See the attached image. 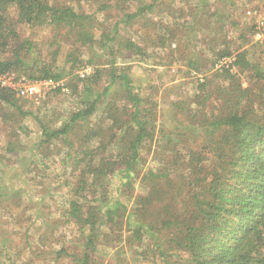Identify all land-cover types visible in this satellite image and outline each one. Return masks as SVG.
<instances>
[{"label":"trees","instance_id":"obj_1","mask_svg":"<svg viewBox=\"0 0 264 264\" xmlns=\"http://www.w3.org/2000/svg\"><path fill=\"white\" fill-rule=\"evenodd\" d=\"M167 2L0 0V75L65 80L54 68L65 43L68 51L64 62L70 69L93 68L91 74L84 78L78 75L75 84L69 83L73 95L79 97L76 112L59 129L42 125L41 137L23 158H32L24 176L40 186L43 168L58 157L55 163L68 177L59 188L63 200L57 202L60 205L57 228L62 230L60 235L65 234V228L77 233V248L83 251L80 259L74 255L78 264H94L102 247L125 243L136 248L145 239L153 240L160 251L171 248L183 251L187 255L185 264H264V73L252 65L248 52L242 47L234 50L227 42L211 47L216 56L212 66L222 59H232L228 68L223 67L221 73L216 71L213 76L223 75L232 82L236 79L234 69L253 71V78L261 87L263 111H257L258 95L248 89L236 90L234 94L220 89V101L225 107L210 108L211 82L206 78L196 86L193 100L179 102L181 105L171 110L177 112L180 121L177 139H166L172 131L165 123H157L158 115L162 117L165 111L151 93L142 94V87L131 76V66L120 67L111 60L109 69H103L94 56L87 61L82 59V49H93L96 45L108 50L111 56L115 55L116 47L118 50L123 47L145 58L148 37L136 41L124 36L121 26L130 27L135 19ZM37 28L49 30L50 38L36 42L25 33ZM159 30L163 38L160 37L156 48L164 50L170 32L166 28ZM43 45L50 54L42 53ZM171 51L174 55L175 51ZM31 53L38 54L32 65L28 62ZM201 66L200 59L189 58V69L202 72ZM106 75L110 82L101 87ZM115 85H120V90L113 93ZM66 87L69 88L68 84ZM15 96L8 89H0V103L16 107L20 114L26 115ZM244 101H252L253 107ZM100 110V123L106 126L92 120L99 116ZM56 141L61 142V147L55 155L51 147ZM153 144L157 150L172 154V159L167 160L170 164L159 173H145L141 192L133 190L129 195V189L139 178L136 166L143 159L142 149ZM181 148L186 150L184 157L179 155ZM7 154L21 157L13 141L8 144ZM183 158L190 169L185 174L180 168ZM5 159L0 156V161ZM4 173L0 171V203L24 201L28 190L19 184L14 187L8 184L16 174L9 177L5 173L8 183L3 181ZM51 223L54 235L55 221ZM166 233H173L172 247L163 246L162 237ZM57 251L56 259H60L69 249L64 244ZM8 255V251L0 248V264H18Z\"/></svg>","mask_w":264,"mask_h":264},{"label":"rangeland","instance_id":"obj_2","mask_svg":"<svg viewBox=\"0 0 264 264\" xmlns=\"http://www.w3.org/2000/svg\"><path fill=\"white\" fill-rule=\"evenodd\" d=\"M263 5L264 0H168L167 3H162L160 7L153 9L147 15L135 19L133 24L129 25L130 27L121 26L122 34L136 41L142 42L143 37H148V50L145 58L125 51L123 47L119 50L116 47L115 55L111 56L108 50L96 45L93 49H82V59L87 61L94 56L96 64L103 69H109L108 64L111 60L117 62L120 67L131 66V76L135 84L142 87V94L151 93L152 98L158 99L160 107L165 111L162 117L158 115L157 123L159 125L165 123L166 127L172 131L166 139H177V125L180 121H178L177 112L171 110L181 105L179 102L193 100L194 91H197L196 86L204 82L206 78L211 82L209 88L212 93V102L208 104L210 108L217 106L221 110L225 107V103L220 101V89H226L231 94H234L236 90L248 89L252 94L258 95L259 100L255 101L257 111H263L261 87L255 82L253 71L236 68L233 71L236 79L229 82L223 75L214 77L215 72L221 73V70H217L211 64L216 60L211 47H218L227 42L234 50L237 47L245 49L252 65L264 73V44L254 39V25L246 15L248 9L255 6L263 7ZM86 9L90 12L89 6H86ZM209 13L216 14L210 17ZM161 28H166L170 32L166 39L167 48L164 50L156 48L163 34L159 30ZM25 33L32 36L36 42L46 41L47 37L51 36L49 30L44 28L27 30ZM171 41L173 43H170ZM45 46L40 48H44L43 54L49 53V48ZM171 50L175 51L174 55ZM67 51L68 45L65 43L54 68L64 75L65 80L63 81L68 84L69 88L61 92H48L43 98L31 100L15 96L22 113L26 115L20 114L16 107L0 103V156L6 157L5 160L0 161V171H5L9 177L16 174V177L8 180L9 183L6 181L5 173L2 178L13 187L19 184L28 190L29 194L24 201L15 199L0 203V248L8 251V256H12L18 264H78L74 255H78L77 258L80 259L83 253L78 250L77 233L65 228V234L60 235L62 230L57 228L60 225V205L57 202L63 200V191L59 188L64 185L68 177V175H63L64 172L60 165L55 163L58 157H54L53 163L47 164L49 167L43 168L44 179L40 186L34 184V181L31 182L28 176H24L28 174L24 171L32 163V158L31 156L25 160L23 158L31 153L34 144L41 137L42 125L49 129H59L79 107V97L73 95V89L69 83H76L80 68L72 70L70 65L65 64L64 55ZM188 57L201 60L202 72H194L193 69L188 68ZM36 58L38 54H29L30 65ZM110 79L107 75L103 76L101 87L105 86V82L109 83ZM78 85L80 88L82 84L78 83ZM0 89H2L1 86ZM153 89L157 92L154 93ZM119 90L120 85L112 88L113 93ZM244 102L246 105L252 104V101ZM101 112L100 110L99 116L92 120L96 124L106 126L100 123ZM163 119H167L166 122ZM21 125L22 129H20ZM12 141L18 146L20 158L14 154H7L8 144ZM60 143L56 141L52 144L53 154L56 155L57 148L61 147ZM156 147V144H153L142 149L143 159L136 166L139 178L134 187L129 189V195L133 190L138 194L141 192V188L143 189V186L140 187L141 179L145 173L148 171L159 173L162 167L169 166L170 163L167 160L172 157V154L160 148L157 150ZM185 154L186 150L181 148L179 155L184 157ZM10 160L14 163H9ZM188 167L183 158L180 163L181 172L183 174L189 172ZM52 221H55L54 235L50 229ZM164 235L162 237L163 246L171 245L172 247L173 233ZM145 240L136 248H130L125 243L117 247L115 245L111 248L102 247L98 251L99 256L96 257L94 264H185L187 255L183 251L172 248L169 251H160L154 246L153 240ZM64 244L68 246L69 251H66L60 259H56L57 250ZM147 248L152 249L146 251ZM7 263H9L8 260Z\"/></svg>","mask_w":264,"mask_h":264},{"label":"built area","instance_id":"obj_3","mask_svg":"<svg viewBox=\"0 0 264 264\" xmlns=\"http://www.w3.org/2000/svg\"><path fill=\"white\" fill-rule=\"evenodd\" d=\"M246 15L254 25V39L264 44V5L263 7L255 6L252 9H248ZM231 63L232 59L225 58L218 61L215 68L217 70H221L223 67L228 68ZM91 73L92 67L90 66H85L79 71V75L82 78ZM0 86L13 92L19 98L29 100L43 98L48 92L51 93L58 89L65 91L67 88L63 79L59 81L53 79L32 80L26 76L18 77L14 74L0 75Z\"/></svg>","mask_w":264,"mask_h":264}]
</instances>
